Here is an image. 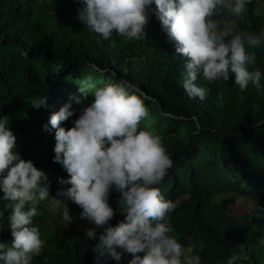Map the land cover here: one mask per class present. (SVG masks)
<instances>
[{
  "label": "trees",
  "instance_id": "obj_1",
  "mask_svg": "<svg viewBox=\"0 0 264 264\" xmlns=\"http://www.w3.org/2000/svg\"><path fill=\"white\" fill-rule=\"evenodd\" d=\"M258 4L252 0L247 6L238 30L264 32V15L254 14ZM83 6V0H0V118H9L16 151L47 174L53 194L35 205L33 225L45 245L31 264H130L134 258L117 247L120 261L110 256L97 261L92 249L103 230H97L96 239L86 238L85 229L93 225L80 218L78 205L69 202L71 223L52 207L60 200L65 208L68 199L59 193L71 185L60 183L70 177L54 162L51 115L71 103L74 115L60 125L71 129L95 99L92 94L85 98L79 84L87 82L94 90L122 81L144 93L149 117L139 130L160 136L173 160L157 185L177 205L170 213L172 235L185 247L196 245L201 264H227L233 256L234 264H264L259 243L264 239V46L255 49L256 64L248 66L262 73L259 89L250 83L241 91L234 74L212 83L198 77L194 83L205 95L193 99L181 86L188 58L177 53L155 3L146 9L144 36L131 41L115 33L109 40L90 33L77 19ZM41 97H47L46 106L33 108L32 101ZM120 195L113 189L109 196L116 212L111 226L126 219L119 212ZM240 199L252 201L253 208ZM4 203L0 200V242L10 245V210Z\"/></svg>",
  "mask_w": 264,
  "mask_h": 264
},
{
  "label": "clouds",
  "instance_id": "obj_2",
  "mask_svg": "<svg viewBox=\"0 0 264 264\" xmlns=\"http://www.w3.org/2000/svg\"><path fill=\"white\" fill-rule=\"evenodd\" d=\"M256 1L261 4L254 14L264 15V0ZM153 3L162 28L176 42L177 53L188 58L181 86L190 98H204V90L194 83L198 77L212 83L228 81L234 74V84L241 91L250 83L260 88L261 71H250L248 66L256 64L255 49L264 46V32L238 30V21L252 0H83L77 19L104 40L113 33L127 41L138 40L148 22L146 9ZM79 85L83 96L92 94L94 102L82 109L71 129L60 126L74 115L71 103L52 114L49 123L56 129L54 162L70 177L60 179L61 184L71 187L59 195L78 205L80 218L93 225L85 229L86 238L96 239L97 230H103L92 249L95 259L110 256L120 261L119 247L134 257L130 264H201L197 246L189 243L185 247L172 235L170 213L177 205L165 199L157 185L172 168L173 160L160 136L139 130L149 117L144 93L138 85L125 81L94 90L87 82ZM46 100L41 97L31 105L38 109L46 106ZM75 100L81 103L79 97ZM16 148L17 137L9 128V118L2 117L0 200L5 202L3 208L10 210L13 240L10 245L0 242V262L31 264L45 245L33 218L38 215L37 202L49 198L48 176L31 160L22 159ZM113 189L121 194L117 203L120 214L126 217L117 226L109 223L116 215L109 204ZM63 220L71 223L69 209L63 211ZM259 243L264 246V239ZM236 259L231 257L227 264Z\"/></svg>",
  "mask_w": 264,
  "mask_h": 264
},
{
  "label": "rangeland",
  "instance_id": "obj_3",
  "mask_svg": "<svg viewBox=\"0 0 264 264\" xmlns=\"http://www.w3.org/2000/svg\"><path fill=\"white\" fill-rule=\"evenodd\" d=\"M53 196V194H50V196H49V199H51V197ZM240 200H242V199H240ZM51 201V200H50ZM243 201V203H245L246 202V204L248 205L247 207L249 208V209H252L253 208V206H254V203L252 202V201H249V200H246V199H243L242 200ZM69 202H70V200H67L66 201V206H65V208L64 209H62L63 208V204L61 203V204H58L56 201H54V202H52V207L54 208V210L56 211V212H58L60 215H62L63 216V211L64 210H66V209H69V214L71 213V208H70V206H69ZM70 217H71V222H74L75 221V219L70 215Z\"/></svg>",
  "mask_w": 264,
  "mask_h": 264
}]
</instances>
